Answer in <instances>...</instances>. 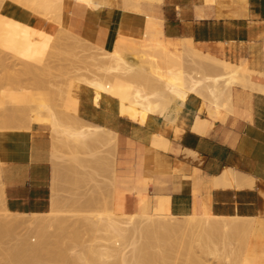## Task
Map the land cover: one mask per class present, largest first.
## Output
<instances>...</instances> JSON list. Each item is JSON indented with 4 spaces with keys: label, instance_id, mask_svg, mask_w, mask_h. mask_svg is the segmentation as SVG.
<instances>
[{
    "label": "crops",
    "instance_id": "crops-1",
    "mask_svg": "<svg viewBox=\"0 0 264 264\" xmlns=\"http://www.w3.org/2000/svg\"><path fill=\"white\" fill-rule=\"evenodd\" d=\"M121 22H128L121 37L122 55L156 76V82L161 79V86L172 75L196 77L203 71L185 70L186 55L205 61L213 56L211 69L200 76L239 69L245 78L244 84L240 81L220 96L218 104L203 87L198 94L190 93L168 119L149 114L145 124L121 115L116 98L104 94L95 104L91 88L75 91L78 120L116 135L115 144L105 141L111 157L115 149L114 177L109 174L108 184H102L113 210L180 218H252L242 264H264V0H120L98 8L75 2L68 16L73 33L106 50L114 48ZM12 128L0 129L5 206L14 213H47L64 188L58 178L69 176L61 168L60 141L49 124ZM155 134L164 139L160 145L152 143ZM97 149L92 143L85 152L95 154ZM230 170L240 176L223 185V174Z\"/></svg>",
    "mask_w": 264,
    "mask_h": 264
},
{
    "label": "bare ground",
    "instance_id": "bare-ground-1",
    "mask_svg": "<svg viewBox=\"0 0 264 264\" xmlns=\"http://www.w3.org/2000/svg\"><path fill=\"white\" fill-rule=\"evenodd\" d=\"M6 0H0V8H1V10H0V45H2L3 47H4V49L6 48V45H7V48L6 49H9V47H11V46H13V41L14 40H17L16 38L15 39H13L14 38V35L12 34V32H9V31H7L6 29H9L10 27V24H8L9 22H15V23H13L12 24V26H13V28H14V24H15V26H16V24L17 23H19L20 25H25L26 24V20H25V16L24 15H21V12H19V14H17V12L15 13V8H14V6L15 7H17V6H20L21 5V3H22V5L23 4H25V5H27V1H23V0H8V1H6ZM18 3H17V2ZM119 1L120 0H58V2L57 3H55V4H50L49 5V7H50V10L54 13V14H56V17H57V19H58V22H59V24H60V27L64 30V32H66V33H73V31H71L69 28H68V16H69V13H70V11H71V8H72V5L76 2V3H79V4H83V5H85L86 7H90V8H98V7H100V6H103V5H112V4H114V3H118L119 4ZM156 1H158V2H160L161 0H156ZM5 2V3H4ZM3 3H4V5H3ZM15 3H17V5H14ZM20 3V4H19ZM19 4V5H18ZM3 5V6H2ZM118 6V5H117ZM6 7H9V11H8V20H5V19H3L4 18V15H6V14H4L3 13V9H5ZM21 7V6H20ZM119 7V6H118ZM121 8V7H120ZM123 10V9H122ZM121 10V11H122ZM16 11H18L17 9H16ZM21 11V10H20ZM17 14V15H16ZM19 16V17H18ZM123 16H125V11L123 10ZM18 17V18H17ZM120 17V16H119ZM121 20V19H120ZM17 21V22H16ZM115 21V20H114ZM119 21V20H118ZM9 25V26H8ZM31 26H33V25H31ZM36 26H38V25H36ZM9 27V28H8ZM17 27V26H16ZM21 27V26H20ZM34 27V26H33ZM128 28V22H121V26H120V30H119V36H118V38H117V41H116V46L117 47H115L113 50H112V53H113V55H112V58H113V62H114V64L112 65V66H109V65H105L104 63H102L101 64V62H100V64L98 65V67L97 68H95V69H97V71H98V73H100V71H101V75H99V74H97V77H95L94 76V78H91V80L89 79V76L87 77V78H82L83 79V81H85L84 83H86L92 90H93V93H94V103L95 104H99L100 103V99L103 97V95L105 94V95H109L110 97H113V98H116L118 101H119V111H120V114L121 115H124V116H127L128 118H130V119H132V120H134V121H137V122H140V123H144L145 121H146V119H147V117H148V115L149 114H160V115H163L165 118H169V116H171L169 113V111L171 110V111H173L174 109H171L172 107H178V110L181 108V106L184 104V102L186 101V99H187V97L190 95V93H199L198 92V90L199 89H202L203 87L204 88H206V90H207V92L209 93V95L213 98V99H215L214 100V102L215 101H217L216 102V104H218L219 103V101H218V98L220 99V96L223 98V97H225V94L227 93V91L228 90H230V88L234 85V84H238L240 81H242L244 78L242 77V76H244V74L243 73H241L240 72V70L239 69H234V70H232V71H230L228 74L227 73H225V70H224V73H225V75H224V73H222V75H218L217 76V74L215 73V75L214 74H210V76L209 75H204V76H200V74L201 73H204L205 74V71L203 70L202 72H200V71H198V72H200L199 73V75L197 76L196 75V73H195V75H196V77H194V75H193V73H191V74H188L189 75V77H190V79H189V77H188V75H179V76H177L176 77V75H178V74H174L175 76V78H173V71H172V74H170V75H172L171 77H169L168 79H166V80H162V81H164L165 83H162V85L164 84L165 85V88L163 87V86H161V87H163L162 89L164 90H162V89H160V90H158L157 88H154V87H160V85H161V83H159L158 84V81L160 82V80H158L157 82L155 81V80H157L158 78L155 76H153L151 73H147V72H145L144 70H143V68L142 67H140L138 64H137V67H133L131 64H129L128 62H127V59L122 55V53H121V51H120V44H121V37H122V33H125V32H123V30H124V28ZM35 28V27H34ZM38 28V27H37ZM11 30H12V28H10ZM9 29V30H10ZM16 29L17 28H14V30H12L13 31V33L15 34V32H16ZM8 33H7V32ZM15 31V32H14ZM33 31H35V30H33L32 29V32ZM36 32H37V30H36ZM128 33V32H127ZM17 34V33H16ZM32 34V33H31ZM37 33H35V35H36ZM47 34L48 33H45V35L47 36ZM65 34V33H64ZM73 34H75V33H73ZM49 35V34H48ZM52 35V34H51ZM58 35V34H57ZM62 36H63V34H61ZM60 35V36H61ZM124 35V34H123ZM46 36L44 37V38H46ZM50 36V35H49ZM65 36H67V38H68V35H65ZM75 37V36H74ZM74 37H72V38H74ZM115 37V36H114ZM147 37V36H146ZM48 38V37H47ZM57 38H60L59 36L57 37ZM62 38V37H61ZM70 38V37H69ZM124 38V37H123ZM34 39H35V37H34ZM130 39V38H129ZM132 39V38H131ZM115 40V39H114ZM47 40L45 39V42H46ZM44 41H43V43H45ZM124 42V41H123ZM152 42V41H151ZM157 42V41H156ZM8 43V44H7ZM42 43V44H43ZM47 43V42H46ZM16 46H17V44H16V42L14 43ZM8 45H9V47H8ZM14 45V49L15 48H17L16 46ZM34 45V44H33ZM25 46L26 47H28V52H29V57H30V60L33 58V57H35L37 54V52H35V56H33V48L32 47H34V46H32V43H31V40L30 39H28L27 40V42H26V44H25ZM36 46V45H35ZM41 46V45H40ZM134 46V45H133ZM43 47V46H42ZM128 47V46H127ZM130 47V46H129ZM38 48V46L36 47V49ZM11 49V48H10ZM10 49H9V51L8 52H12V51H14V49H13V47H12V50L10 51ZM41 49V51L42 50H44V51H42L43 53H45V50H48V49H42V48H40ZM40 49H39V52L41 53V51H40ZM136 49V48H135ZM4 51V50H3ZM30 51H31V53H30ZM38 51V50H37ZM128 51V50H127ZM47 52V51H46ZM52 52V51H51ZM50 52V53H51ZM132 52V51H131ZM43 53L42 54H40V56H36L34 59H36L37 57V59H41V57H43L44 55H43ZM52 53H54V52H52ZM127 53V52H126ZM200 53V52H199ZM57 54V53H56ZM105 54H107V53H105ZM201 54V53H200ZM47 55V54H46ZM45 55V56H46ZM138 55V54H137ZM196 55V54H195ZM31 56H33V57H31ZM58 56V55H57ZM139 56V55H138ZM137 56V57H138ZM197 56V55H196ZM175 57V56H174ZM201 57V56H200ZM208 57V56H207ZM51 58V57H50ZM204 58V57H203ZM33 59V60H34ZM175 59V58H174ZM174 59H173V61H174ZM176 59H177V57H176ZM179 59V58H178ZM202 59V58H201ZM205 59V58H204ZM207 59H209V61H211L212 59H213V56L210 58V57H208ZM211 59V60H210ZM214 59H215V57H214ZM29 60V61H30ZM43 60V59H42ZM100 60V59H99ZM139 60V59H138ZM217 60V59H216ZM26 62L25 63V65L26 66H29V68H28V70L30 69V67H31V69H32V64L30 63V62ZM38 60H36V64H39V62H37ZM43 61H45V60H43ZM101 61V60H100ZM172 61V60H171ZM173 61H172V63H173ZM208 61V60H207ZM206 61V62H207ZM208 61V63H210ZM213 61V60H212ZM24 62V61H23ZM35 62V61H34ZM174 62H176V60L174 61ZM180 62V61H179ZM214 62V61H213ZM41 63V62H40ZM53 63V62H52ZM215 63H217V61L215 62ZM218 63H222V62H219L218 61ZM34 64V63H33ZM42 64H44V62L42 63ZM41 64V65H42ZM179 64V63H178ZM24 65V64H23ZM35 65V64H34ZM34 65H33V68H34ZM105 65V67L104 68H102L101 69V66H104ZM211 65H212V63H211ZM219 65H221V64H219ZM50 66V65H49ZM172 66V65H171ZM174 66V65H173ZM94 67H95V65H94ZM100 67V68H99ZM176 67V66H175ZM179 67H180V64H179ZM219 67V66H218ZM26 68V70H27V67H25ZM25 68H23L24 70H23V72L25 71ZM38 68H39V66H37V70H38ZM99 68V69H98ZM35 69V68H34ZM92 69H94V68H92ZM221 69V68H220ZM224 69V68H223ZM169 70V71H170ZM222 70V69H221ZM39 71V70H38ZM220 71V70H219ZM22 72V71H21ZM177 72H179V71H177ZM180 72L182 73V70H180ZM198 72H197V74H198ZM227 72V71H226ZM26 73V72H25ZM28 73V72H27ZM38 73V72H37ZM87 73V72H86ZM89 73V72H88ZM87 73V74H88ZM114 73L115 75H116V73H117V75L120 73V74H123V75H121V76H123V78H125L124 77V75H126V77H127V75L130 77V78H132L131 80L133 81H131L130 80V78H129V80L130 81H128V78L126 79H122V78H116V77H114V74L112 75V74ZM170 73V72H169ZM176 73V72H175ZM189 73V72H188ZM210 73V72H209ZM218 73V72H217ZM243 74L242 76H241V74ZM245 73V72H244ZM19 74V73H18ZM31 73H28V75H30ZM207 74V73H206ZM13 75V74H12ZM34 75V74H33ZM70 75V74H69ZM113 76V78H116V79H110L111 78V76ZM191 75V76H190ZM212 75V76H211ZM20 76H21V74H20ZM32 76V75H31ZM53 76V75H52ZM52 76H50V77H52ZM121 76H117V77H121ZM25 77V76H24ZM28 77V76H27ZM245 77V76H244ZM23 78V77H22ZM41 79H42V77H40ZM39 78V79H40ZM155 78H157V79H155ZM18 79V78H17ZM44 79V78H43ZM50 79V78H49ZM80 78H78V80H79ZM21 80V79H20ZM56 80H58L57 78H56ZM61 80V79H60ZM63 80V79H62ZM246 81H247V79H245ZM15 81V80H14ZM54 81V80H53ZM70 81V80H69ZM79 81H81V80H79ZM82 81V82H83ZM151 81H152V83H151ZM49 82V81H48ZM57 82V81H56ZM55 82V83H56ZM74 82V81H73ZM136 84H135V83ZM143 82H147L146 84L148 85V87H151L150 86V84L152 85L153 83L154 84H157V86L156 85H154V89H157V90H154L152 87L150 88L151 89V93H150V91H146L147 92V94L144 92V89L143 88H147V87H143L142 88V86H144V85H142V84H145V83H143ZM245 82V81H244ZM142 83V84H141ZM221 83H223L222 85H223V87H221ZM242 83H243V81H242ZM250 83H252V82H250ZM15 84H16V82H15ZM21 84H23V83H21ZM26 84H28V82L26 81ZM37 84V83H36ZM45 84H47L46 83V80H45ZM244 84V83H243ZM17 85H18V82H17ZM30 85V84H29ZM32 85V84H31ZM31 85H30V87H31ZM49 85H50V83H49ZM142 85V86H141ZM152 85V86H153ZM242 85V84H241ZM25 86H27V85H25ZM244 86V85H243ZM2 87V86H1ZM45 87H47V86H45ZM52 87V86H51ZM10 88V87H9ZM20 88H21V86H20ZM44 88V87H43ZM53 88V87H52ZM11 89H13L12 88V86H11ZM15 89V88H14ZM27 89V88H26ZM26 89H24L23 88V90L21 89V90H19V91H22V92H20V93H18V94H15L16 92H12L13 94H11V92H10V90H8L9 92H10V94H8V98H9V100H10V102L11 103H13V104H20V106H19V109L20 108H22V106H21V103L22 104H26V103H29V104H31V102H33L34 104H35V106H34V104H32L33 106H26L27 108H28V110L26 111V107L24 106V110L25 111H23V108H22V110L19 112V114H18V112H17V108L16 109H13L12 110V112H9V111H11V110H6V109H4V110H2L1 109V107H0V111H2V113H3V111H4V113H7V112H9V114L7 113V114H5V116H9L10 114H11V116H15V118H17V120H18V117L20 116L21 118L22 117H24V119H25V117L27 118L28 117V119H29V121L28 120H26L25 119V122L26 121H28V123H29V125L31 124V123H33V122H38V123H45V124H49L50 126H51V128H53L54 129V132H55V134H56V132L57 133H60V135L58 134V136H59V138H58V136H57V139L59 140L60 138H62L61 140H59V141H64V142H69L70 140H72V143H73V141H74V143L77 145V147L80 145V146H84V144H85V146H87V141L88 140H94V139H101V138H104L105 137V139H107V142L109 143V139H113L114 140V143H115V141H116V135L115 134H113L112 132H109V131H106V130H108V129H105L104 127H101V126H98V125H89V123L87 124V123H85L83 120V122H84V124H83V122H82V124H81V126H73L77 121L79 122V124L81 123L79 120H77V121H75V123L74 122H72V123H74V124H71V122H69L70 123V125H68V123H67V125H66V123L64 122H62V120H60L58 117L59 116H57L56 115V113H58V112H55V111H58L56 108H55V106H52V104H50V101H48L47 100V98H45V97H42V96H38V98L36 97V98H34L32 95H30L29 93H27L26 91H28V90H26ZM149 89V88H148ZM259 89V88H258ZM26 90V91H25ZM39 90H40V88H39ZM39 90H37V91H39ZM56 90V89H55ZM70 90V89H69ZM147 90V89H146ZM154 90V91H153ZM252 90H255V89H252ZM15 91H17V90H15ZM43 91V90H42ZM41 91V92H42ZM49 92V91H48ZM70 92L72 93V91L70 90ZM203 92V91H202ZM205 92V91H204ZM225 92V93H224ZM261 92V91H260ZM50 93V92H49ZM223 93V95H221ZM32 94V93H31ZM41 94V93H40ZM6 95H7V93H6ZM37 95V94H36ZM43 95H44V93H43ZM51 95V94H50ZM53 95V94H52ZM69 95V94H68ZM1 97V96H0ZM6 97V96H5ZM69 97H72V96H69ZM108 97V96H107ZM228 97H230V96H228ZM7 98V97H6ZM54 98V97H53ZM75 98V97H74ZM73 98V99H74ZM77 99V98H76ZM76 99H74V101L75 102H77V100ZM229 99V98H228ZM66 100H68L67 98H66ZM72 100V99H71ZM115 100V99H114ZM207 100H208V96H207ZM0 103H4V101L3 100H1V98H0ZM68 101H70V99L68 100ZM209 101H210V99H209ZM226 101V100H225ZM229 101H231V99H229ZM7 102L9 103V101H8V99H7ZM73 102V101H72ZM74 103V102H73ZM2 104H0V106H2ZM7 104V103H6ZM5 104V105H6ZM27 105V104H26ZM57 105V104H56ZM66 105V104H65ZM65 105H64V107H65ZM69 105H70V103H69ZM67 106V108L68 109H72L73 107H71V106ZM7 106V105H6ZM17 106V107H18ZM72 106H73V104H72ZM78 106V105H77ZM51 107H53V108H51ZM75 107V106H74ZM9 108H10V106H9ZM8 108V109H9ZM13 108H15V107H13ZM26 108V109H25ZM55 108V109H54ZM58 108V107H57ZM53 109L55 110V111H53ZM15 110V111H14ZM44 110H45V112H46V114H45V112H44ZM64 110V109H63ZM74 110V112H75V108L73 109ZM72 110V111H73ZM79 110V109H78ZM6 111V112H5ZM69 111V110H68ZM176 112H177V110H175ZM174 111V113H176ZM66 112V111H65ZM1 112H0V114H2ZM19 115V116H17V114ZM61 113H62V111H61ZM68 113V112H67ZM174 113H172V114H174ZM63 114V113H62ZM59 115H61V114H59ZM64 115V114H63ZM11 116H9V117H11ZM17 116V117H16ZM68 116H69V114H68ZM74 117L75 115H71L70 117ZM77 116V115H76ZM76 116L73 118V121H74V119L76 120V119H78V116H77V118H76ZM198 116V115H197ZM62 117V116H61ZM60 117V118H61ZM65 117H66V114H65ZM2 118V117H1ZM13 118L14 117H12V118H10V119H12L11 121L13 122L14 120H13ZM63 118V117H62ZM3 120H4V118H2ZM2 119H0V121L2 120ZM64 119V118H63ZM66 119H67V117H66ZM199 119V118H198ZM202 120H204V119H202ZM8 121V120H7ZM16 121V120H15ZM22 121H24V120H22ZM71 121V120H70ZM87 121V120H86ZM12 122H11V125H13L12 124ZM18 122H20V121H18ZM17 122V123H18ZM77 122V123H78ZM88 122V121H87ZM195 122V121H194ZM200 122H201V120H200ZM7 123H9V122H7ZM14 123V122H13ZM63 123V124H62ZM76 123V124H77ZM146 123V122H145ZM144 123V124H145ZM198 123V122H197ZM4 124V126L6 127V125H5V123H3ZM86 124V125H85ZM205 124V123H204ZM207 124V123H206ZM2 125V124H1ZM9 125V124H8ZM10 125V126H11ZM23 125V124H22ZM78 125V124H77ZM2 127L3 129L5 128V127ZM202 126V125H201ZM208 126V125H207ZM211 126H213V125H211ZM28 127V126H27ZM77 127V128H76ZM9 128H12V127H9ZM13 128H14V126H13ZM12 128V129H13ZM16 128V127H15ZM14 128V129H15ZM197 128V127H196ZM202 128V127H201ZM17 129V128H16ZM20 129V128H19ZM204 129V130H203ZM196 130V129H195ZM197 131V130H196ZM200 131H201V129H200ZM199 131V132H200ZM202 131H204L205 132V127H203L202 128ZM201 131V132H202ZM114 132V131H113ZM51 135H53V133L51 134ZM50 135V136H51ZM57 135V134H56ZM157 134H155L154 136H155V139L154 138H152V141L154 142V144H156L157 142H159V140L158 139H160V140H162V143H163V140L164 139H162V137H159V136H156ZM61 136V137H60ZM64 138V139H63ZM70 139V140H69ZM69 140V141H68ZM95 140V141H96ZM156 140H157V142H156ZM57 141V140H56ZM90 141H88V143L91 145L92 143L90 142ZM111 141V140H110ZM166 141V140H165ZM58 142V141H57ZM63 142V143H64ZM104 142V141H103ZM152 142V143H153ZM156 142V143H155ZM70 143V142H69ZM79 143V144H78ZM95 143V142H94ZM93 143V144H94ZM102 143V142H101ZM52 144V143H51ZM55 144H56V142H55ZM54 144V145H55ZM83 144V145H82ZM158 145H160L159 143H157ZM167 144H168V142H167ZM58 145V144H57ZM94 146V145H93ZM103 146V145H102ZM110 146V145H109ZM109 146H107V147H109ZM163 146V145H162ZM165 146V145H164ZM72 147H74V146H72ZM76 147V148H77ZM95 147V146H94ZM104 147V146H103ZM166 147V146H165ZM59 148V147H58ZM105 148H106V146H105ZM112 148V147H111ZM161 148V147H160ZM65 149V148H64ZM74 149V148H73ZM61 150V149H60ZM107 150H109V149H107ZM115 149H114V146H113V149L111 150V154H112V156L114 157V155H113V152L112 151H114ZM94 151V150H93ZM100 151V150H99ZM62 152V151H61ZM90 152V151H89ZM92 152V151H91ZM98 152V151H97ZM115 152V151H114ZM72 153H74V152H72ZM77 153V152H76ZM100 153V152H99ZM99 153H95V155H99ZM102 153V152H101ZM100 153V154H101ZM107 153V152H106ZM105 153V151H104V155L106 154ZM197 153V152H196ZM58 155V154H57ZM77 155V154H76ZM75 155V156H76ZM87 155V154H86ZM108 155V154H107ZM91 156H93V154L91 155ZM102 156V155H101ZM52 157V156H51ZM55 157V156H54ZM105 157V156H104ZM103 157V158H104ZM53 158V157H52ZM75 158H77V156L75 157ZM58 159V158H57ZM70 159H72V158H70ZM114 158H112L111 157V166L110 167H112L113 166V164L115 165V163H113L114 162V160H113ZM51 160V159H50ZM68 160V159H67ZM105 160V159H104ZM53 161V160H52ZM73 161V160H72ZM87 161V160H86ZM101 161H103L102 159H101ZM69 162V161H68ZM76 162H77V160H76ZM104 162V161H103ZM61 163V162H60ZM113 163V164H112ZM99 164V163H98ZM109 164V163H108ZM66 165H67V163H66ZM93 165V164H92ZM101 165H102V163H101ZM57 166V165H56ZM60 166V165H59ZM69 166V165H68ZM67 166V167H68ZM94 166H96V164L94 165ZM99 166V165H98ZM97 166V167H98ZM105 166V165H104ZM114 168V167H113ZM81 169V168H80ZM96 169V168H95ZM101 169H102V167H101ZM104 169H105V167H104ZM111 169V168H110ZM109 169V170H110ZM57 170V169H56ZM61 170V169H60ZM106 170H108V168L106 169ZM108 170V171H109ZM115 170V169H114ZM226 170H228V169H226ZM111 171V170H110ZM225 171V170H224ZM233 170H230V172H228V173H226L225 175L223 174V177L222 176H220V178L222 177L223 178V180L222 181H220V180H218V181H220L222 184L223 183H226V184H228V183H233L235 180H237L238 179V177L240 176L238 173L236 174L235 172H232ZM60 172V171H59ZM71 172V171H70ZM114 172V171H113ZM239 173H240V171H238ZM112 173V172H111ZM68 174V173H67ZM75 174V173H74ZM103 174V173H102ZM83 175V174H82ZM100 175V174H99ZM113 175V174H112ZM76 176V175H75ZM81 176V175H80ZM114 176V175H113ZM96 177V176H95ZM244 177V176H243ZM218 178H219V176H218ZM105 179V178H104ZM114 179V178H113ZM100 180H102V179H100ZM216 180V179H215ZM241 180H242V178H241ZM82 182H83V180H82ZM217 182V181H216ZM219 182V183H220ZM218 183V182H217ZM218 183V184H219ZM220 183V184H221ZM237 183V182H236ZM82 184V183H81ZM245 184V183H244ZM243 184V185H244ZM223 185H225V184H223ZM230 185V184H229ZM241 185V184H240ZM95 186V185H94ZM215 186V185H214ZM72 187V186H71ZM110 187V186H109ZM239 187H241V186H239ZM91 188V187H90ZM106 188V187H105ZM111 188V187H110ZM68 189V188H67ZM76 190V189H75ZM111 191H112V189H111ZM74 192V191H73ZM90 193V192H89ZM75 194H76V192H75ZM100 195H101V193H100ZM103 196V195H102ZM81 198V197H80ZM102 198V197H101ZM109 198V197H108ZM90 199H92V198H90ZM100 199V198H99ZM66 201V200H65ZM105 201V200H104ZM103 201V202H104ZM108 201H109V199H108ZM110 201H111V199H110ZM74 202V201H73ZM91 202H93V201H91ZM53 204L54 205H58V204H56V198H54V201H53ZM110 205V203L109 202H107V206H109ZM85 205V204H84ZM92 205V204H91ZM102 205H103V203H102ZM101 205V206H102ZM109 207H111V209H112V206L110 205ZM109 207L107 208V211H109L108 213L107 212H105L106 214H102V213H96V212H94L95 214H93V215H85V219H87V221L89 222V224L92 226V229L94 230V229H97L98 231H99V229L101 230H108V231H110V232H107V231H105V232H107V233H112L113 234V236H112V239L114 238V240L112 241L111 239H110V241L112 242L111 244L109 243L108 245H103L102 247L104 248V249H102V250H99V249H97L96 247H94V246H89V247H87V249H86V251H85V249H81L82 250V252L81 253H77V255H75V257H73V256H70L68 253L69 252H67L65 249L61 252V253H59L60 254V256H61V258L63 259V261H64V264H75V263H77V261H78V263L80 262L79 260H83V262L85 261V260H89L90 262H92V261H94L95 259H97L98 258V255L100 256V255H102V254H108V256H112V257H114L115 259H113V260H116V261H114V262H118V263H115V264H129V263H133V264H136V263H139L140 264V262H139V260L141 259V257H142V252L144 251V249H145V251H147V250H149V249H147L148 248V246H150V245H152L153 243H156L157 241H159V239H160V237H165V236H174V237H176V238H178V237H181V236H184V237H181L180 239L182 240V242L183 241H185V240H183L184 238H185V234L187 235V237H189V238H192V236L193 235H195L194 236V239L192 238V239H189V240H193L195 243L194 244H197L198 243V245L197 246H199V245H202L203 243H206V241L205 240H207V234L209 233V232H213V233H215L216 231H223L224 233H227L229 230H234V231H238V232H240V231H242V232H245V234L247 235V237L249 236V237H251V234H252V232H253V222L252 221H250L251 219H249V221H248V218H247V221H245V220H243V219H241V217H234V218H230V217H214V216H206V215H191V216H184V217H182V218H180V217H174V216H159V215H150V214H138V213H129V214H126V213H124V214H121V213H116L114 210H108L109 209ZM100 208V207H99ZM7 209V208H6ZM82 211V210H81ZM103 211V210H102ZM112 211V212H111ZM7 212H9L10 213V215H8V213H6L7 215H5V214H1L0 215V234H9V233H11V234H9V235H12V233H13V235H16L17 237H18V244H17V246H15V245H13V246H15V248L13 249L12 248V250H11V247L9 248V250H11V251H8V255H7V258H5V260H4V264H25V263H28V264H32V263H30V262H32V261H29L31 258H32V260L33 261H36V260H34V259H39V260H37L36 262H41L40 261V258L42 257L41 255H43V257L45 256V259H46V257L48 258V259H50L52 256H51V254H53V253H51V252H53L52 251V249L54 248V247H50V246H48V244L50 243V241H51V238L53 237V233H52V231H51V227L52 228H56L58 231H59V235L58 236H60V234H62L63 235V233H66V232H68V229H70L71 228V226H74V228L75 229H77V227L79 226V225H82V223L84 224V221L83 222H78V219H77V224L76 225H78L77 227H75L76 225H74L73 223H72V221L70 220V217L72 216L73 217V215H59V214H55V215H35V214H32V215H22V214H20V213H14V212H11V211H9L8 209H7ZM77 218V217H76ZM78 218H79V216H78ZM82 218V217H81ZM84 218V217H83ZM82 218V220H84ZM75 219V218H74ZM246 219V218H245ZM81 220V219H80ZM254 221V220H253ZM74 222V221H73ZM79 223V224H78ZM73 224V225H72ZM88 226V225H87ZM91 226H89V227H91ZM20 227H22L23 229H26V231L24 232V233H21V231H19L18 230V228H20ZM94 227V228H93ZM73 228V227H72ZM73 228V229H74ZM85 228V227H84ZM90 230V229H89ZM73 233H70L69 235H70V237H68L67 235V238L69 239H71L72 238V240L74 241V239H75V241H77L78 239L80 240V238L78 237V233L77 232H75L74 230L72 231ZM85 232V231H84ZM87 232V231H86ZM197 232V235L196 234H194V233H196ZM238 232H236V233H238ZM15 233V234H14ZM31 233H33V234H35V237H37V242L36 243H32V241L30 240V238L31 237H29L30 236V234ZM190 233H192V235L190 234ZM218 233V232H217ZM111 234V235H112ZM190 234V235H189ZM239 235H240V233H238ZM65 235V234H64ZM84 235V234H83ZM82 235V236H83ZM110 235V234H109ZM217 235V234H216ZM219 235V234H218ZM217 235V236H218ZM227 235H228V233H227ZM191 236V237H190ZM0 237H1V235H0ZM17 237H15L14 238V236L12 237L13 238V240L15 239L16 240V238ZM62 237V236H61ZM186 237V238H187ZM196 237V238H195ZM219 237V236H218ZM63 238V237H62ZM85 238V237H84ZM109 238H111V237H109ZM168 238V237H167ZM183 238V239H182ZM244 238V237H243ZM54 239H56V238H54ZM60 239V238H59ZM88 239V238H87ZM141 239L143 240V241H141ZM173 238H171V240H172ZM208 239H209V237H208ZM14 240V241H15ZM57 240H58V238H57ZM71 240V241H72ZM78 240V241H79ZM157 240V241H156ZM17 241V240H16ZM52 241H53V238H52ZM56 241V240H55ZM55 241H53V243L52 244H54V242ZM60 241V240H59ZM72 241V242H73ZM109 241V242H110ZM192 241V242H193ZM208 241V240H207ZM58 242V241H57ZM86 242V241H85ZM191 242V243H192ZM15 243H13V244H15ZM61 243V242H60ZM59 243V244H60ZM12 244V243H11ZM56 244V247H58V248H54L55 249V252L56 253H58L59 251V245H58V243H55ZM90 244V243H89ZM100 244V243H99ZM104 244V243H103ZM190 244V243H189ZM220 244V243H219ZM51 245V244H50ZM58 245V246H57ZM61 245V244H60ZM83 245V244H82ZM91 245V244H90ZM155 245H157V244H155ZM184 245H186V244H184ZM193 245V244H192ZM191 245V246H192ZM203 245H206V244H203ZM209 245V244H208ZM215 245H218V244H216L215 243ZM222 245V244H221ZM48 246V248H51V249H49L51 252L49 253L48 252V254L46 253V251H49L48 250V248H46ZM195 246V245H194ZM207 246V245H206ZM213 246V245H212ZM75 247V246H74ZM84 247H85V245H84ZM99 247H101L100 245H99ZM128 247L129 248H131V249H129L128 250ZM216 247V246H215ZM247 247V246H246ZM46 248V249H45ZM62 248V247H61ZM64 248V247H63ZM68 247H66V249H67ZM183 248V247H182ZM208 248V247H207ZM218 248V247H217ZM231 248V247H230ZM3 249V248H2ZM147 249V250H146ZM152 249V248H151ZM183 249H185V248H183ZM182 249V250H183ZM200 249V248H199ZM209 249V248H208ZM213 249V248H212ZM220 249V248H219ZM62 250V249H61ZM77 250V249H76ZM81 250H79V251H81ZM191 250V249H190ZM152 251H153V249H152ZM199 251H201V249L199 250ZM204 251H205V249H204ZM216 251V250H215ZM54 252V253H55ZM155 252V251H154ZM246 252V251H245ZM43 253V254H42ZM45 253V254H44ZM55 253V254H56ZM146 253V252H145ZM158 253V252H157ZM207 253H209V252H207ZM47 254V255H46ZM151 254V253H150ZM154 254V253H153ZM152 254V255H153ZM156 254V253H155ZM204 254V253H203ZM242 254H243V252H242ZM48 255H50V256H48ZM57 255V254H56ZM105 255V256H106ZM148 255V254H147ZM160 254H158V256H159ZM196 255V254H195ZM209 255V254H208ZM4 256H5V253H4ZM58 256V255H57ZM57 256H55V259L56 260H59V257H57ZM157 256V257H158ZM166 256V255H165ZM237 256V255H236ZM53 257H54V255H53ZM52 257V258H53ZM97 257V258H96ZM148 257V256H147ZM169 257V256H168ZM192 257V256H191ZM243 257H244V254H243ZM146 258V257H145ZM189 258V257H188ZM188 258H187V261H188ZM221 258V257H220ZM7 259V260H6ZM149 259H150V257H149ZM149 259H147V260H149ZM158 259V258H157ZM160 259V258H159ZM162 259V258H161ZM42 260V262H44V264H45V261H44V259H41ZM92 260V261H91ZM143 260V259H142ZM145 260V259H144ZM24 261V262H23ZM47 261H49V260H47ZM53 261H54V259H53ZM60 261V263H61V261L62 260H59ZM95 261H97V260H95ZM95 261L93 262V263H95ZM159 260H157V262H158ZM1 262H2V260H1ZM23 262V263H22ZM38 262V263H39ZM82 262V263H83ZM86 263H87V261H85ZM84 262V263H85ZM89 262V264H91ZM106 262V261H105ZM152 262H154L153 260H152ZM56 263H59V262H56ZM92 263V264H93ZM113 263V261L112 262H110V264H112ZM200 263V262H199ZM37 264V263H36ZM105 264V263H104ZM114 264V263H113ZM192 264V263H191ZM242 264V263H241Z\"/></svg>",
    "mask_w": 264,
    "mask_h": 264
},
{
    "label": "rangeland",
    "instance_id": "rangeland-1",
    "mask_svg": "<svg viewBox=\"0 0 264 264\" xmlns=\"http://www.w3.org/2000/svg\"><path fill=\"white\" fill-rule=\"evenodd\" d=\"M6 1H8V0H6ZM25 1L28 2L27 5H25V4L22 5V3H21V5H20L21 7L20 6H17V7L14 6V8H15L14 10H15V13L17 12V14H19V12H21V15L25 16L26 24L25 25H20L19 23H17L16 24L17 27L14 24V28H17L16 32L14 31L15 34L12 31V30H14L12 24L15 23V22H12V23L9 22L8 23V24H10V26L9 25L8 26L10 28H12V30L9 27L8 28L10 30L6 29L7 31L12 32V34L14 35L13 39H15V38L17 39V40L13 41L14 43L16 42L17 46L14 43H13V46H11V47H9V45H8L9 49L11 48L10 51L12 50V47L14 49V45L17 48H15L14 51H12V52H8L9 49H6L7 45H6L5 49H4V47L2 45H0V96H1L0 98H1V100L4 101L3 104L0 103V104H2V106H0V107H1V109L3 108L2 110H4V109H6L8 111L11 110L9 112H12L13 109L17 108L18 109L17 112L19 114V112L22 110V108H23V111H25L24 110V106L25 107L26 106H33L32 105V104H34L33 102H31V104L26 103L27 105L25 103L24 104L21 103L22 108H20L21 109L20 110L19 109L20 104H18V103L17 104H13V103L10 102V100L8 98V94H10L11 91L13 93L16 92L15 94H18V93L22 92V91H19V90H21V89L23 90V88L24 89L27 88L26 90H28V89L29 90L28 91L25 90V91L27 93H29L30 95H32L34 98H36V97L38 98L39 95L42 96V97L47 98V100L50 98L48 101H50V104H52V106H55V108L58 110V111H55L54 110L55 108L53 109V111L58 112V113H56V115L59 116L58 118L60 120H62L63 123L65 122L66 125H67V123H68V125H70L69 122H71V124H74L75 121L78 120V119H76V120L74 119V121H73V118L76 116L75 114L77 112V105H78V100L76 99L77 97L74 98L75 91H77L80 87L90 88L86 83H84L85 81H83L82 78H87L90 75L89 79L91 80V78H94V76L97 77V74L101 75V71H100V73H98L97 69H95V68L98 67L100 62H101V64L104 63L105 65L112 66L114 64L113 58H112V55H113L112 50L115 47H117V46L115 45L112 50H106V49H104L103 47H100L97 44L91 43V42H89V41H87L85 39L80 38L76 34L69 33V32L68 33L64 32V30L60 27V24L58 22L56 14H54L50 10V7H49L50 4H55V3L58 2V0H25ZM149 1H156V0H149ZM4 3H3V5H4ZM17 3H15L14 5H17ZM16 9L18 11H16ZM0 10H1V8H0ZM2 11H3L4 14H6V15H4L3 19L8 20L9 7H6ZM31 25H33L35 28L33 26H31ZM36 25H38V26H36ZM32 29L35 30V31L32 32ZM36 30H37V32H36ZM35 33H37V34L35 35ZM45 33H48L50 36L48 34L46 36ZM61 34H63V36ZM65 35H68V38ZM45 36H46V38H44ZM58 36L60 38H57ZM34 37H35V39H34ZM72 37H74V38H72ZM28 39L31 40L32 46H34V47H32L33 48V51H32L33 52V56H35L36 54L38 56H40V54L43 53L42 51H44V50L41 51L40 48L48 49V50H45V53H43V55L44 54L45 55L47 54V55L46 56L44 55L43 57H41V59H37L38 57L36 59H34L37 55L35 57L31 56L33 58L30 60V57L28 55L29 54L28 47L25 46V44H26ZM45 39L47 40L46 41L47 43L45 42ZM43 41L45 43H43ZM37 46H38V48L36 49ZM39 49H40L41 53L39 52ZM51 51L54 52V53H52ZM35 52H37V53L35 54ZM30 53H31V51H30ZM105 53H107V54H105ZM42 59L45 60V61H43ZM36 60H38L37 62H39V64H36ZM28 61L32 64L31 65L32 69L30 67L29 70H28L29 66L25 65V63L28 62ZM43 62H44V64H42ZM127 62L129 64H131L133 67H137L136 61L127 60ZM33 65H34L35 69L33 68ZM94 65H95V67H94ZM105 65L101 66V69L104 68ZM37 66H39V68H38L39 71L37 70ZM25 67H27V70H26ZM184 67H185V70L190 71V72H193V71H196V70H200V69H202V70L211 69V68L208 67V62H206L205 59L203 60V59H200L199 57H194V56L187 57V55L184 57ZM23 68H25L24 72H23V70H24ZM92 68H94V69H92ZM27 72L31 73V74L28 75ZM86 72L87 73L89 72V73L87 74ZM20 74H21V76H20ZM118 75L121 76L123 74L119 73ZM118 75L116 73V75L114 74V77L122 78V79H125V78L127 79L128 78V81H130L132 79L128 75H127V77H126V75H124L125 78H123V76L117 77ZM242 75L243 74H241V76ZM50 76H52V77H50ZM244 76H242V77L245 78ZM40 77H42V79ZM56 78L58 80H56ZM78 78H80L79 80H81V81H79ZM116 78H113V76H111L110 79H116ZM129 78H130V80H129ZM45 80H46L47 84H45ZM26 81L28 82V84H26ZM15 82H16V84H15ZM17 82H18V85H17ZM21 83H23V84H21ZM49 83H50V85H49ZM143 83H145V82H143ZM146 83L145 84L141 83L142 85H144V86L141 85L142 88L143 87H147V88H143L144 92L146 94H147L148 91H150V93L152 92L151 89H150L151 87L153 88L154 85L157 86V84L153 83L154 84V85L152 84L153 86L150 84L151 87H148V85ZM151 83H152V81H151ZM29 84L30 85L32 84L31 87H30ZM25 85H27V86H25ZM11 86H12L13 89H11ZM20 86H21V88H20ZM45 86H47V87H45ZM163 87L165 88V86H163ZM163 87H161V85H160V87L158 86V87H154V88H157L158 90H160ZM39 88H40V90H39ZM69 89L72 91V93L70 92ZM157 89H154V90H157ZM8 90H10V92ZM15 90H17V91H15ZM37 90H39V91H37ZM12 92H11V94H13ZM6 93H7V95H6ZM43 93H44V95H43ZM69 96H72V97H69ZM66 98L68 100L70 99V101L66 100ZM73 98L76 99L77 102H75ZM7 99L9 101V103L7 102ZM69 103H70V105H69ZM72 104H73V106H72ZM64 105H65V107H64ZM68 105L73 107V108L72 109H68L69 108V107L67 108ZM9 106H10V108H9ZM34 106H35V104H34ZM13 107H15V108H13ZM51 108H53V107H51ZM74 108H75V112L73 110ZM171 109H174V110L173 111H171V110L169 111L170 115H172V113H174L175 110L178 111V107H172ZM27 110H28V108L26 109V111ZM61 111H62V113L64 115L61 113ZM0 112L2 113V111H0ZM9 112H7V113L9 114ZM44 112H45V110H44ZM46 112H45V114H46ZM7 113H4V111H3V113L0 114V119L4 118V120L2 119L0 121V129H2V127L4 126L3 123H5V125H6V127L4 126L5 128L16 126V125H19V124L20 125L23 124L22 126H24V127L29 126L28 117L27 118L25 117V119L28 120V121L25 122L24 117L21 118L17 113H16L17 116H19L18 120H17V118H15L14 115L11 116V114L9 115L11 117L5 116V114H7ZM59 114H61V115H59ZM65 114H66L67 119L65 117ZM68 114H69V116H68ZM71 115H75V116L74 117L72 116L73 117L72 118V117H70ZM12 117H14L13 118V120H14L13 122L14 123L11 121L12 119H10ZM22 120H24V121H22ZM18 121H20V122H18ZM7 122H9V123H7ZM11 122H12L13 125H11ZM72 122H74V123H72ZM80 122H81L80 124L78 122L77 123L78 125L75 123L73 126H77V127L81 126L82 121H80ZM83 124H84V122H83ZM52 130L54 131L53 128H52ZM56 134H54L55 140L58 141L57 136H58V134L60 135V133L56 132ZM58 138H59V136H58ZM61 139L62 138H60L59 140H61ZM107 139H105V137H104V138L97 139V140L96 139L91 140V141L88 140L91 143L95 142V144L98 146V149H97L98 152H96V153H99V152L101 153L102 152L101 154L99 153V155L98 154L97 155L93 154V156H91L92 154L85 152V150L90 148V144L88 143V141L86 142L87 146H85V144H84V146H80L81 145L80 144L78 147L76 145L77 143L75 144L74 141L72 143V140H70V139H69L70 141L68 140L70 143L69 142H64V141H60V143H58L59 146H57V150L61 154V165H62L61 168H62V171H66V173L69 174L68 177H63V178L59 177L58 178V181H60L62 183V185L64 186V188H62L61 191L57 192L58 195H57V199H56V204H58V205H54L53 204V207H52L51 211H49L47 213H20V214H22V215H32V214H35V215H55V214H59V215H73V217L72 216L70 217V220L72 221V223L74 225L77 224V222H76L77 219H78V222H83L84 221V224L82 223V225H79V226L76 225L75 227L78 226L77 229H75L74 226H71V228L68 229V232L63 233V235L60 234V236H58L59 235L58 234L59 231L56 228H52L51 227L50 229H51L52 233L54 232L53 233L54 235L52 237L53 241H55V240L56 241L54 242V244H52L53 241H52V238H51V241L48 244V246H50V247L52 246V247L55 248L56 247L55 243H58V245L60 246L59 247L60 249L58 250L59 252L58 253H56L57 251L55 252V249L58 248V247H56L55 249L53 248L52 251L53 250L54 251L51 252L49 250L51 248H48V246H47L46 248H48L49 251H46V253L48 254V252L49 253L51 252V253H53V254H51V256L53 257V255H54V257L53 258L51 257L50 259H48L49 257L48 258L46 257V259H45V256L43 257V255H41L42 256L40 258L41 262L38 261L39 262L38 263L36 261L39 260V259H34L36 261H33L32 258H31L29 261H32V262H30V263H32V264H36V263L37 264H44V262H42V260H41V259H44L45 264H64V261H63V259L61 258L60 254H59L64 249L67 252H69L68 254L70 256L75 257V255H77V253L79 254V253L82 252L81 249H85V251H86L87 247L94 246L97 249L102 250V249H104L102 247L103 245L105 246V245H108L109 243L110 244L112 243L110 241V239L112 241L114 240V238L112 239L113 234L112 233H107V232H110V231L102 230V229L101 230L99 229V231L97 229L93 230L92 226L89 224L87 219H85V215H89L90 216V215L95 214L94 212H96V213L98 212V213H102V214H106L105 212L108 213L109 211H107V208L111 205L110 199L108 198L109 196L107 194L106 188L105 187L102 188V184L103 185H107L108 184V182H109V177H108L109 174L111 175V178L114 177L113 176L114 175L113 171L115 169V165L113 164L114 162L112 163L113 166L110 167L111 166V161H112L111 159L104 158L105 159V160H103L104 162L101 161V155H104L103 154L104 151L106 153L105 141L107 142ZM102 140L104 141L103 144L101 143ZM158 140H159V142H157V140H156L157 143H159V144L162 143V140H160V139H158ZM108 141H109V143L107 142V144H111V142L114 143L113 139H109ZM157 143H156V145H158ZM72 146H74V147H72ZM80 148H82L81 149L82 151L79 150ZM72 152H74V153H72ZM107 154H108L109 157H111L109 153H106L105 155H107ZM75 155L77 156V158H75L76 157ZM70 158H72V159H70ZM112 158H114V157L112 156ZM76 160H77V162H76ZM66 163H67V165H66ZM101 163H102V165H101ZM95 164H96V166H94ZM101 167H102V169H101ZM104 167H105V169H104ZM107 168H108V170L111 168L110 169L111 171L110 170L109 171L106 170ZM100 179H102V180H100ZM82 180H83V182H82ZM81 183H82V185L84 184L85 186L81 187L82 186ZM90 186H91V189H89ZM95 189H96V191H94ZM75 192H76V194H75ZM100 193H101V195H100ZM90 198H92V199H90ZM108 199H109V201H108ZM91 201H93V202H91ZM107 202L110 203V205L108 204L109 206H107ZM102 203H103V205H102ZM6 208L7 207L5 206V203H4L3 191H2L1 180H0V215L1 214L7 215L6 213H8V215H10V213L7 212ZM110 209H111V207H109L108 210H110ZM111 210H113V208ZM78 216H79V218H78ZM81 217L82 218L84 217L83 218L84 220H82ZM89 226H91V227H89ZM18 230L21 231V233H24L26 231V229H23L22 227L18 228ZM73 230L79 234L78 235L79 238L81 237L80 240L78 239L79 241L78 240L75 241V239L73 241L72 238L71 239L67 238V236L70 237L69 234L73 233L72 232ZM105 231H107V232H105ZM236 232H238V231L229 230L227 232L228 235H227V233H224L222 230L221 231H216L215 233L209 232L207 234L208 235L207 236V240L208 241L205 240L206 243H203V244H206L207 246L203 245V244L197 246L198 243L194 244L195 242L193 240H192L193 242L191 240H189V239H192V238L194 239L195 235H193L192 238H189V237H187L188 234L187 235L185 234V238L184 239L182 238L183 240H185L183 242H182V240L180 238L184 237V236H181V237H178V238H176L174 236L160 237L159 241L156 240L157 241L156 243H153L152 245L148 246L147 249H149V250L146 249L147 251H145V249H144V251L142 252V257L139 260V262H140V264H191V263L192 264H241L242 263V259H243V254L244 255L246 254L245 253V251L247 249L246 246L248 245L250 237L249 236L247 237L245 232H242V231L238 232V233H240V235L238 233H236ZM9 234H11V233H9ZM9 234L8 233L7 234H0L1 235V237H0V264H4L6 262V261L4 262V260H5V258H7L8 251H11L12 248L14 249L15 246H17V244H18V237L16 235H13V233H12V235H9ZM190 234L192 235V233H190ZM194 234L197 235V232L194 233ZM216 234L217 235L219 234L218 235L219 237ZM13 236H14V238L17 237L16 238L17 241L15 239H14L15 241L13 240V238H12ZM29 237H31L30 240L32 241V243H36L37 242V237H35V234L31 233ZM109 237H111V238H109ZM208 237H209V239H208ZM54 238H56V239H54ZM57 238H58V240H57ZM171 238H173V239L171 240ZM141 241H143V240L141 239ZM13 243H15V244H13ZM215 243L218 244V245H215ZM155 244H157V245H155ZM184 244H186V245H184ZM13 245H15V246H13ZM84 245H85V247H84ZM99 245L101 247H99ZM10 247H11V250H9ZM66 247H68V248L66 249ZM182 247L185 248V249H183ZM151 248L153 249V251H152ZM199 248L201 249V251H199L200 250ZM129 249H131V248L128 247V250ZM204 249H205V251H204ZM79 250H81V251H79ZM207 252H209V253H207ZM242 252H243V254H242ZM4 253H5V256H4ZM158 254H160V255L158 256ZM105 255H106L105 253L100 255V256L98 255V258L96 257L97 259H95L97 261L94 260L95 263H93L94 261H92V260H91L92 262H90L89 260H85V261H87V263L85 261H84L85 262L84 263L83 260L82 261L79 260L80 262L78 263V261H77V263H75V264H89V262L91 264L92 263L93 264H104V263L105 264H110V262H112V261H113L114 264L118 263V262H114V261H116V260H113V259H115L114 257H112V256L110 257V256H108V254L106 256ZM48 256H50V255H48ZM55 256L59 257V260H62L61 263H60L59 260H56L57 258L55 259ZM149 257H150V259H149ZM187 258H188V261H187ZM53 259H54V261H53ZM147 259H149V260H147ZM1 260H2V262H1ZM47 260H49V261H47ZM152 260L154 262H152ZM157 260H159V261L157 262ZM56 262H59V263H56ZM28 263H25V264H28ZM129 264H133V263H129ZM136 264H139V263H136Z\"/></svg>",
    "mask_w": 264,
    "mask_h": 264
}]
</instances>
